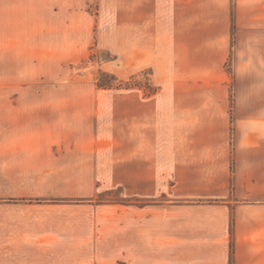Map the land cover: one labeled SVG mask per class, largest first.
<instances>
[{"label": "rangeland", "instance_id": "rangeland-1", "mask_svg": "<svg viewBox=\"0 0 264 264\" xmlns=\"http://www.w3.org/2000/svg\"><path fill=\"white\" fill-rule=\"evenodd\" d=\"M213 2L219 9L225 6L223 0ZM64 4L69 11L62 7L59 18V69L51 80L45 68V80L37 83L59 90L53 98L57 108L43 114L44 136L30 124L24 130L25 142L12 144L11 161L0 159L1 166L10 167L11 179L4 183L0 176V202L11 204L14 214L40 205L68 210L70 216L71 208L89 205L163 206L171 201L169 196L134 197L126 183L100 189L107 179L102 174L128 182L138 154L156 158L168 153L178 159L180 154L200 155L209 172L215 168L213 161L219 172L229 170L235 186L237 140L251 136L244 120L257 116L251 108L264 105V48L259 47L264 32L243 31L237 22V0L227 3L229 37L212 36L215 32L205 26L202 39L213 37L210 40L221 43L188 49L186 60L148 32L147 25L135 24L131 0ZM212 60L223 62L220 72L205 67ZM182 90L187 95L169 94ZM183 105L204 109L186 114ZM260 129L264 132V124ZM249 156L244 157V173L249 172L246 176L253 183L261 181L262 191L254 192L253 199L262 196L258 199L264 203V153ZM207 203L212 200L183 202Z\"/></svg>", "mask_w": 264, "mask_h": 264}, {"label": "crops", "instance_id": "crops-1", "mask_svg": "<svg viewBox=\"0 0 264 264\" xmlns=\"http://www.w3.org/2000/svg\"><path fill=\"white\" fill-rule=\"evenodd\" d=\"M74 1L85 0H0L1 160L11 161L12 144L25 142L24 130L30 124L44 136L43 114L57 108L53 98L59 90L37 83L45 80V68L51 80L56 77L59 18L62 7L69 11L61 2ZM223 2L219 9L213 0H131V11L135 24L147 25L148 32L186 60L188 49L221 43L210 40L213 37L202 39L205 26L215 32L212 36L229 37V0ZM237 2V22L243 31L264 32V0ZM222 66L223 62L212 60L205 67L220 72ZM169 94L187 95L183 90ZM181 107L186 114L204 109L203 105ZM250 111L257 116L244 120L251 136L237 140L235 186L229 170L219 172L213 161L215 168L209 172L200 155L180 154L178 159L168 153L156 158L138 154L132 159L128 182L102 174L107 179L100 189L126 183L134 197L153 199L164 194L170 202L143 207L89 205L83 210L71 208V216L68 210L40 205L14 214L11 204L0 202V264H264V203L258 199L262 196L253 199L262 185L244 173V157L264 153V132L258 131L264 124V105ZM6 167L0 165V176L10 183V167ZM188 199L212 203L184 205Z\"/></svg>", "mask_w": 264, "mask_h": 264}]
</instances>
